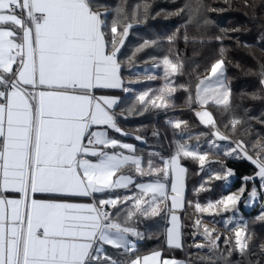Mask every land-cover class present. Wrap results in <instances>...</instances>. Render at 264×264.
I'll return each mask as SVG.
<instances>
[{
	"label": "snow or ice",
	"instance_id": "6c2138e0",
	"mask_svg": "<svg viewBox=\"0 0 264 264\" xmlns=\"http://www.w3.org/2000/svg\"><path fill=\"white\" fill-rule=\"evenodd\" d=\"M139 7L133 12L134 18ZM148 7L143 5L145 13ZM123 11L118 8V16ZM121 26L122 35L127 36L131 25H123L117 19L112 23L109 41L105 21L93 11L91 0H0V264H120L106 253L104 246L134 251L129 237L143 236L127 226V221L137 213L145 217L160 215L159 205L164 203L167 207L169 198L172 215L171 227L166 230L167 244L170 248H183L181 225L175 214L176 209L183 207L186 169L181 166L180 157L199 160L203 169L207 154L182 143L169 160L163 161V167H153L149 160L145 172L139 157L104 151L119 147L132 152V145L110 138L106 131L93 130L94 126H107L120 132L114 114L109 111L117 99L94 93L122 87L118 53L124 41L116 39ZM149 44L145 41L142 47ZM162 63L166 76L169 70L174 74L182 67L167 57ZM223 65V60L215 62L211 75L197 85L200 104L209 99L218 105L229 104ZM166 88L169 92L175 90L168 85ZM147 95L137 97L141 104L161 106L151 98L145 101ZM156 99L162 100L163 96ZM197 116L201 123L215 128L209 112H198ZM172 123L179 128L182 122ZM238 123L232 122L233 131ZM211 135L217 140L226 139L218 131ZM237 147L244 158L257 166V175L264 181V160L259 154L256 159L248 156L242 143ZM127 165L135 166L140 175L162 174L165 179L170 178L174 195L169 197L166 185L157 180L138 184L139 195L112 197L109 194L114 189L127 188L132 183L126 175L113 179ZM232 175L228 170L214 178ZM239 191L242 194L245 189ZM7 193H16L18 198H9ZM149 193L150 198L145 199ZM38 195L48 198L38 199ZM250 195L254 198L255 190ZM61 197H91L93 203H71L58 199ZM129 200L134 201V211L127 212V220L122 224L113 216H119V205ZM239 200V196L228 195L210 201L207 206L197 203L195 207L197 212H210L222 205L230 211ZM109 207L117 211L109 212ZM258 219H264V211ZM228 223L224 226L228 227ZM195 224L199 229L201 221ZM245 228L244 224L235 225V249L224 238L228 256L234 250L244 253L247 249ZM203 238L208 252L215 255L221 237L213 238L205 227ZM195 247L204 249L205 244ZM160 256V252H153L130 259L127 264H160ZM163 264L183 262L164 260Z\"/></svg>",
	"mask_w": 264,
	"mask_h": 264
},
{
	"label": "trees",
	"instance_id": "16d2710c",
	"mask_svg": "<svg viewBox=\"0 0 264 264\" xmlns=\"http://www.w3.org/2000/svg\"><path fill=\"white\" fill-rule=\"evenodd\" d=\"M138 1H145L149 7L147 13L144 11L141 16H136L137 20L134 22L135 20L129 19L131 12L127 9ZM205 1L208 11L196 13L192 18L195 24L189 27L184 22L191 18L185 14L187 19H183L181 14L182 0L170 3L167 0H128L125 6L119 4L118 7L124 10L119 16L118 7H115L116 0H91L93 9L102 14L109 41L112 39L110 29L114 20L119 19L123 25H131L118 53L121 75L126 79L124 91L121 92L122 100L117 106L119 123L127 133L124 139L135 143L136 154L142 155L144 161L146 152L154 148L151 143L162 147L161 154L165 155L157 161L162 166L164 160L176 153L180 143L195 142L201 153L207 154L203 169L196 160L180 157V163L186 169L185 203L180 213L183 248L173 249L166 245L167 212L162 203L160 215L145 217L138 213L131 221H127V226L134 227L143 236L142 239L135 238L134 251L105 248L106 253L120 261V264H127L130 259L153 250H160L164 256L176 258L185 264H212L213 260L215 264H264V253H235L231 255V262L221 261L218 255L216 258L208 252L207 242L202 236L203 229H198L195 224L196 220L201 219L205 224L229 234L235 230L233 225L240 223L241 219L256 220L264 211V188L261 180L256 177L258 168L244 159L243 152L237 147L242 143L248 156L256 159L259 154V158L264 160V84L261 83L264 79V0H231V4L223 0ZM232 5L235 7H231ZM150 29L155 32L149 33ZM123 31L122 26L118 27L117 41L123 36ZM145 41L150 44L142 47ZM155 44L159 49L154 47ZM165 57L172 63L182 65L175 75L176 90L172 96L173 106L178 111L168 109L167 113H158L160 108H152L150 105L145 107L137 97L146 92L143 91L146 84L157 82L146 79L145 75L150 76L155 61ZM132 58L134 63L124 64ZM218 60L224 62L230 102L227 106L209 105L208 110L213 115L217 129L226 137L224 140H215L211 135L214 130L203 126L196 114L198 104L195 87L210 73L211 66ZM135 79L138 81L135 82ZM128 107L134 113L137 108L143 109L144 118H125L120 112ZM152 114L155 118L148 117ZM167 115L182 122L180 127L168 124ZM234 120L239 121L235 131L232 129ZM249 134L254 138H248ZM258 143L260 144L255 145ZM233 149L236 151L233 152ZM153 151L157 153L156 150ZM226 152L231 154L225 155ZM238 154L240 158H237ZM228 170L233 172L232 176L219 180L214 178L216 174L224 175ZM135 177L150 182L154 180L149 174H136ZM245 177L252 179L245 181ZM242 187L245 191L241 194L239 190ZM254 190L253 198L250 194ZM125 193L131 194L132 191ZM109 195L120 196L119 193ZM228 195L239 196L240 200L233 206V210H224L223 215L219 214L221 218L217 219L215 212L219 210L216 209L196 215L197 203L207 206L210 201L215 202ZM131 203L130 200L126 204L121 203V217L114 215L113 218L125 223ZM116 211L114 209L112 213ZM229 219L235 223L228 221ZM226 222L231 227H225ZM258 242L260 245L264 244V235L258 236ZM200 243L205 244L204 249L195 247ZM209 256L211 258L206 259Z\"/></svg>",
	"mask_w": 264,
	"mask_h": 264
},
{
	"label": "rangeland",
	"instance_id": "374dc122",
	"mask_svg": "<svg viewBox=\"0 0 264 264\" xmlns=\"http://www.w3.org/2000/svg\"><path fill=\"white\" fill-rule=\"evenodd\" d=\"M128 0H116V3H115V7L117 8L118 6H119V4H121V5H124L125 6V3L127 2ZM171 1H173V0H167V2H171ZM145 2V1H144ZM143 1H138V3L137 2H135V3H133L132 5H130V8H128L127 10L129 11V12H131V14H130V16H129V19L130 20H135L134 22H136V20H137V18H136V16H141L142 15V13L144 12V8H143V5L145 4ZM223 2H225V3H227V4H231V0H223ZM182 3H183V7H182V9H183V11H181V14H183V19L185 18V19H187V17H186V15H188V17L189 18H191V19H189V20H186L185 22H184V24H187L189 27L190 26H194V24L195 23H193V21H192V18L194 19V17L196 16V13H203L204 11H208V7L206 6V1L204 0V1H200V0H182ZM140 6L139 7V10H138V12H137V15L135 16V18L133 17V12L134 11H136L137 10V6ZM231 7H235V6H231ZM118 8H120V7H118ZM176 13H178V11L176 12ZM186 14V15H185ZM173 16V15H172ZM171 16V17H172ZM160 30V32H162L163 30L160 28L159 29ZM155 32V30L154 29H150L149 30V33H154ZM125 36H122L121 37V39H125L124 38ZM154 47H156L157 49H159L158 47H157V45L155 44V46ZM134 58H132L129 62H125L124 64H129V63H131L132 62V60H133ZM164 59H161V60H156L155 61V63L156 64H153L152 66H153V72H151V75L149 76V75H145V78L147 79L148 77H154L153 79H148V80H156L157 82L155 83V84H146V89H144L143 91H146L145 93H147L148 95L145 97V101H148L150 98L151 99H153V100H155V102H156V104H158V105H161L160 107H156L157 109H161L160 110V112H158V113H167V111H168V109H171V110H174V111H178V110H176V108L173 106V103H172V96H173V93L175 92V90H176V88H175V84H174V80H175V75H176V73H171V71L169 70V73H168V75L166 76L165 75V66H164V64L162 63V61H163ZM136 62V61H135ZM132 63H134V62H132ZM131 63V64H132ZM223 70H224V77H223V80H224V85H225V87L228 89V86H227V83H226V80H225V67H224V65H223ZM155 71H157V73H155ZM211 75V71H210V73L205 77V78H203L202 80H207V78L209 77ZM213 79H214V77H213ZM136 81H138V79H135V82ZM199 84V83H198ZM197 84V85H198ZM166 85H168V86H170L171 88H173V89H175L174 91H171V92H169L168 91V89L166 88ZM197 85H196V87H195V94H196V97H197ZM163 90V91H162ZM229 90V89H228ZM158 96H163V99L161 100V99H156V97H158ZM165 104H166V106H165ZM197 109H196V114L198 113V112H203V111H207V112H211V111H209L208 110V107H209V105H218V104H216L215 102H214V100H212V99H209L208 100V102L206 103V104H200L199 103V101L197 100ZM148 105H150V106H152V108H155L154 106H153V104L152 103H150V102H148V103H145V107H147ZM137 112V113H136ZM136 112L134 113V112H132V109H131V107H128L126 110H122L121 112H120V114H123L124 116H125V118L126 117H137V118H144V116H143V112H144V110L143 109H141V108H137L136 109ZM173 114H175V112H173ZM173 114H171V115H173ZM211 114V113H210ZM171 115H167V116H169V118L166 120L167 122H168V124H172L173 125V123L172 122H175V121H177L176 119L177 118H174V117H172L171 118ZM155 115L154 114H152V115H150V116H148V117H152V118H155L154 117ZM211 116H212V118H213V115L211 114ZM198 119L200 120V118L198 117ZM213 120H214V118H213ZM200 122H201V120H200ZM203 126H205V127H211V129L212 130H214V131H218L221 135H223L218 129H217V127H216V125H215V128H213L212 127V125H205L204 123H201ZM181 125V124H180ZM173 127V126H172ZM177 128V127H176ZM169 135H170V132L168 131L167 132ZM251 134H249L248 135V138H254V137H251L250 136ZM212 137H214V139L215 140H217L216 139V137L215 136H212ZM247 137V136H246ZM192 139V138H191ZM193 140V139H192ZM194 141V140H193ZM180 144H182V143H180ZM183 144H186V145H188L192 150H194V151H196V152H198V153H200V154H202L201 153V151H200V148H199V146L197 145V143L195 144V142H193V144L192 143H183ZM260 143H258V144H255V145H259ZM151 146H153L154 148L152 149V151L151 150H149V151H147L146 153H147V155L145 156V161H146V164H147V168L149 167V160H151V162H152V166L153 167H163L162 165H161V163H158L157 161L158 160H160L161 159V157H162V155H165V154H161V152H162V150H163V148L162 147H157V146H155L156 144H150ZM174 147H175V145H174ZM177 149V148H176ZM153 150H156L157 151V153L156 152H154ZM163 153V152H162ZM181 157H183V156H181ZM242 157L244 158V155H243V153H242ZM189 158H191V159H194V158H192V157H189ZM141 159H143V157L141 158ZM244 159H246V158H244ZM194 160H196L197 161V163L198 164H200V162H199V160H197V159H194ZM246 160H249V159H246ZM205 161H207V157H206V159H205ZM250 162H251V160H249ZM181 164V163H180ZM254 164V163H253ZM182 165V164H181ZM255 165V164H254ZM256 166V165H255ZM136 174H138L136 171H135V174H134V176H136ZM160 175H162V174H160ZM160 175H156V174H149V176H151V177H153L154 178V180L152 181V182H150V181H147L146 183H144V184H148V183H154V182H156L157 180H160V182H162V183H164L165 185H166V191H167V189H170V187H171V184H170V186L167 184V181L166 180H164V179H162V178H159V176ZM257 177V176H256ZM258 178V177H257ZM132 182L133 183H135V180H132ZM132 184V183H131ZM262 188H264V185L262 184ZM140 194V192L138 193V195ZM137 195V194H136ZM150 196H151V193H149L148 194V196H146L145 197V199H149L150 198ZM130 201H132V200H130ZM133 203H134V201H132V203L130 204V208L127 210V211H133L134 209H133V207H132V205H133ZM161 205V204H160ZM159 205V208L161 209V206ZM233 207V206H232ZM165 209H166V206H165ZM216 210H219L218 212H215V215H216V217H217V219L220 217V215H223L224 214V207L222 206V205H220V206H217V209ZM201 214V212H197L196 213V215H200ZM220 214V215H219ZM138 215V213L136 214V215H134L133 217H136ZM217 215H219V216H217ZM261 216V215H260ZM259 216V217H260ZM119 217H121V216H119ZM149 217H156V216H149ZM197 218H199V217H197ZM221 218V217H220ZM199 221H201V225H200V228H202V229H204L205 227H207L211 232H214V234H213V238H215L216 236H219V237H221V240L218 242V244H219V250L216 252V254H215V257L217 258V255L220 257L221 256V253H223L224 255H223V257L222 258H220V260L221 261H223V262H225V261H227V260H230V262H231V256H228L227 255V251H228V248H227V246L224 244V238H227L230 242H231V246L233 247V249H235V230H233L232 232H230L229 234L228 233H223L222 231H219L217 228H215V227H213V226H211V225H207V224H205L201 219H198ZM243 219H241V222L239 223V224H244V225H246V228L244 229V233H245V236L248 238L247 239V249L245 250V252L244 253H241L239 250H234L233 252H232V254H237V255H246V254H248V255H255L256 253H258V254H260V255H262L263 253H264V244H262V245H260L259 244V242H258V236L259 235H264V219H256V220H253V219H244L243 221H242ZM197 221V220H196ZM228 221H232V222H234V220H228ZM243 222V223H242ZM235 223V222H234ZM228 227H231V225L230 226H228ZM233 227L235 228V226L233 225ZM196 229V228H195ZM197 230V229H196ZM198 233V232H197ZM198 235H200L199 233H198ZM203 236V235H202ZM201 236V237H202ZM204 239V238H203ZM132 245H134V247H135V245H136V242H133L132 243ZM226 246V247H225ZM153 252H160L161 253V256H160V264H163V261L164 260H169V261H177V262H183V261H181V260H177L176 258H173V259H171V258H168V257H166V256H164L163 255V252L162 251H160V250H153V251H151V252H148V253H146V254H143L141 257H144V256H149V255H151ZM231 254V255H232ZM183 264H185V262H183ZM231 264H234L233 262H231Z\"/></svg>",
	"mask_w": 264,
	"mask_h": 264
},
{
	"label": "crops",
	"instance_id": "0c3cea01",
	"mask_svg": "<svg viewBox=\"0 0 264 264\" xmlns=\"http://www.w3.org/2000/svg\"><path fill=\"white\" fill-rule=\"evenodd\" d=\"M93 11H95V10L93 9ZM95 12H97V11H95ZM97 13L101 14L100 12H97ZM101 16H102V14H101ZM120 75H121V72H120ZM121 79H122V87L121 88H119V89H100V90H96L95 93H94L97 96H107V97H110V98H116L117 99V104L112 109H110L109 111H111L114 114L115 120H116V124H117V127L120 129V132H117V131H115V130H113L111 128H107V126H94L93 130L106 131L107 135L110 138L115 139V140H117V141H119L121 143H124V144L132 145V147L134 149V151L129 152L127 149H122V148L116 147V148L104 149V151H107L109 153L118 152V153H121L123 155L136 156V157H139L141 159L143 156L136 154L135 143L131 142V141H126L124 139L126 137L127 133L125 132L123 126L119 123V119H118L119 111H117V106L120 104V102L122 100L121 99V92L124 91V86H125V83H126V79L122 75H121ZM138 141L141 142V140H139V138H138ZM85 143H86V141H85ZM170 158H168L166 160H169ZM90 159L95 160V158H92V157H90ZM141 167L144 169L145 172L148 171L147 164L144 161V157H143V159H141ZM258 171H259V169H257V173H258ZM134 174H135V166L127 165V166L123 167L120 170V172H118L116 174V177H113V179H116L120 175H126V176L131 177L132 180H135V183L132 182V184H129L127 188L114 189L111 193H119V195L121 197H123V196H136V194L138 195V193L140 192V189L137 187V185L138 184H144L148 180H143V179L136 178L134 176ZM185 174H186V172L184 173L183 207H184V203H185ZM139 175L140 174H138V176ZM256 176L261 180V178L257 174H256ZM159 177L162 178L163 175H160ZM162 179L166 180L167 184L170 186V184H171V179L170 178L169 179H165L163 177ZM261 184L264 185V181L261 180ZM128 191H132V193L131 194L125 193V192H128ZM166 192L168 193L169 197L174 195V193H172V191H171V187H170V189H167ZM6 195L9 198H18V194H16V193H7ZM96 195L99 196L100 194H96ZM37 198L38 199H40V198L47 199L48 197H41V196L38 195ZM58 199H63L65 201L71 202V203H93V199L91 197H61V198H58ZM166 205H167L166 212H167V223H168L167 224V229H168L169 227H171V224H170L169 221H170V217L172 215V212L169 211V209H171V199L170 198L166 201ZM183 207L182 208H178V209L175 210V214L179 217L180 225H181L180 213H181ZM113 210L114 209L111 208V207L108 208L109 212H112ZM135 238L136 237H129L131 243L135 242ZM166 245L168 246V244H167V231H166ZM104 247L106 248V247H110V246L105 245ZM173 249H178V248H173Z\"/></svg>",
	"mask_w": 264,
	"mask_h": 264
}]
</instances>
